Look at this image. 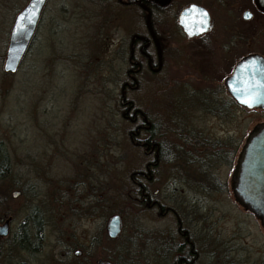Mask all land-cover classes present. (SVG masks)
<instances>
[{
	"label": "rangeland",
	"instance_id": "374dc122",
	"mask_svg": "<svg viewBox=\"0 0 264 264\" xmlns=\"http://www.w3.org/2000/svg\"><path fill=\"white\" fill-rule=\"evenodd\" d=\"M25 1L0 0V146L8 158L6 170L0 167V211L9 218L7 232L0 234V264H97L98 259L155 264L156 241L145 243L142 227L153 230L158 224L153 213L137 203L135 188L127 181L130 171L141 166L142 154L128 138L127 126L122 128L117 106L121 81L127 78L126 42L139 26L138 11L112 1L46 0L17 69L3 72L8 30ZM240 4L238 15L252 6L249 0ZM229 16L226 13L227 27ZM238 22L245 40L241 54L251 49L264 54V14L239 17ZM167 55V81L191 76ZM239 55L226 58L217 77L227 73ZM186 63L191 64L183 66ZM134 77L135 87L126 89L125 96L150 115L165 113L157 78ZM263 119L264 108L234 106L224 125L231 136L240 132L243 141ZM194 122L208 125L198 118ZM155 182L151 179L150 185ZM212 204L208 227L197 238L194 264H264V228L258 218L228 196ZM32 208L41 227L29 249L15 240V231ZM113 212L121 225L112 238L104 223ZM169 222L167 217L161 224ZM74 248L79 249L77 255Z\"/></svg>",
	"mask_w": 264,
	"mask_h": 264
},
{
	"label": "flooded vegetation",
	"instance_id": "af4514ba",
	"mask_svg": "<svg viewBox=\"0 0 264 264\" xmlns=\"http://www.w3.org/2000/svg\"><path fill=\"white\" fill-rule=\"evenodd\" d=\"M110 1L115 6L119 4L127 7V10L131 7L138 11L140 21L139 26L129 33L126 42L124 74L127 78L121 81L118 101L123 103V116L131 121L136 119L138 113V122L127 129L128 138L140 148L142 154L141 166L136 179L133 175V180L138 185V200L143 211L153 213L151 217L158 224L153 230L142 227L144 240L145 243L156 241L155 264H194L199 255L197 238H200L199 232L208 227L207 218L214 210L212 203L228 196L232 204L243 207L233 196L230 187V174L242 138L240 132L233 136L227 132L222 107L226 101L232 107L239 106L228 95L223 84V77L230 72L236 60L222 77L217 75L224 72L225 59L237 53L240 54L237 58L252 51L264 55L252 49L241 54V45L245 40L238 22L239 17L246 20L254 14H264V11L256 8L253 0H249L252 6L244 7L239 15L237 9L241 6L240 0L100 2L106 5ZM189 5H193L189 11L192 21L199 16L195 6L206 10L208 18L205 29L195 33L183 30L178 22V14ZM244 10L248 13L243 16ZM226 13L230 15L228 20L231 27H227ZM165 14L170 20L166 19ZM168 53L191 76L175 77L174 82L167 81L163 74ZM184 62L191 64L183 66ZM136 74H149L157 78L155 84L162 86L158 90L164 93L159 97L160 107L167 106L165 113L150 115L146 107L136 108L125 96L126 89L135 87ZM171 86H176V89H168ZM164 96L168 98L162 102ZM197 118L203 123L209 119L212 121L199 127L194 122ZM151 179L156 181L154 187L150 185ZM25 214L17 223L15 234L18 231V236L15 240L30 249L33 247V234L36 235L34 232L41 225L35 209ZM167 217L169 224L162 225V219ZM5 219L9 222V218ZM31 225L35 230L30 231ZM78 253L79 249L74 248L73 254Z\"/></svg>",
	"mask_w": 264,
	"mask_h": 264
},
{
	"label": "water",
	"instance_id": "95a60500",
	"mask_svg": "<svg viewBox=\"0 0 264 264\" xmlns=\"http://www.w3.org/2000/svg\"><path fill=\"white\" fill-rule=\"evenodd\" d=\"M44 3L45 0H26L14 13L1 61L3 72L12 73L17 69ZM253 3L256 8L264 11V0H253ZM192 7L186 6L178 14V22L186 33H195L207 25V12L200 6H195L199 13L198 19H190L189 11ZM247 13L244 10L243 16ZM223 84L237 105L264 108V55L252 51L237 58L230 72L223 77ZM230 180L235 199L257 217L264 228V119L256 121L244 136ZM120 225L119 214H109L104 223L106 235L115 237ZM7 229L8 222L4 219L0 223V234H5ZM97 264H109V261L98 259Z\"/></svg>",
	"mask_w": 264,
	"mask_h": 264
},
{
	"label": "trees",
	"instance_id": "16d2710c",
	"mask_svg": "<svg viewBox=\"0 0 264 264\" xmlns=\"http://www.w3.org/2000/svg\"><path fill=\"white\" fill-rule=\"evenodd\" d=\"M119 97H120V95L118 96V99H119ZM118 99H117V101H118ZM122 105H123V103H120L119 101H118V103H117V106H118V110L120 111V113H121V120H122V128L124 129V126H127V128H126V131H127V129H128V127H130L132 124H134V123H137L138 122V113H136V119L135 120H133V121H131L130 119H128L127 117H125V116H123V107H122ZM136 108H137V106H135ZM222 107H224V110H225V116L227 115V113L229 112V110L232 108V106L229 104V102L228 101H226L225 102V105L224 106H222ZM127 136H128V134H127ZM134 146H136V145H134ZM137 147V146H136ZM138 153H140V152H138ZM139 155V154H138ZM7 166H8V158H7V155H6V153H5V151L3 150V148L0 146V167H1V170H2V172H4L5 170H6V168H7ZM140 168V167H139ZM138 166L135 168H133L131 171H130V173L128 174V177H127V181L129 182V185H130V189H131V187L133 188H135V190H134V193H135V195L138 197V185L136 184V180L134 181L133 180V175L135 176V179H136V177H137V171H138ZM139 199V198H138ZM137 199V203L142 207V205H141V203H140V201ZM3 214V212H1L0 211V219H5L6 217L8 218V216H7V214L6 215H2ZM26 215V214H25ZM27 216V215H26ZM29 216V215H28ZM27 216V217H28ZM22 224H24V223H22ZM113 238V237H112Z\"/></svg>",
	"mask_w": 264,
	"mask_h": 264
},
{
	"label": "snow or ice",
	"instance_id": "6c2138e0",
	"mask_svg": "<svg viewBox=\"0 0 264 264\" xmlns=\"http://www.w3.org/2000/svg\"><path fill=\"white\" fill-rule=\"evenodd\" d=\"M248 15H250V14H248Z\"/></svg>",
	"mask_w": 264,
	"mask_h": 264
}]
</instances>
